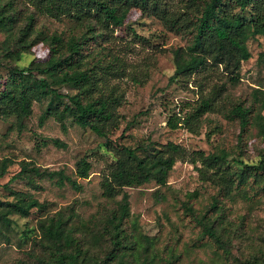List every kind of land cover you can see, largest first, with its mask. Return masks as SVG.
<instances>
[{"label": "rangeland", "instance_id": "1", "mask_svg": "<svg viewBox=\"0 0 264 264\" xmlns=\"http://www.w3.org/2000/svg\"><path fill=\"white\" fill-rule=\"evenodd\" d=\"M5 1L0 0V6ZM184 3L170 0L167 8L184 16L178 14L186 10ZM260 6L264 18V0H260ZM17 7L18 25L33 12L36 27L64 37L84 33L89 19L95 28L88 34L101 31L102 35L89 38L86 50L89 46L92 54L99 51L98 55L108 61L113 54L119 57L117 71L96 70L97 76L122 92V100L116 109L118 120L106 136L81 126L71 116L63 118V128L52 108L62 107L65 95L59 99L52 93L33 98L31 112L21 119L0 112V158L11 160L0 177V264H46L56 254L57 246L64 253L76 252L78 264H100L103 260L114 264L116 258L106 259L114 250L108 218L119 214L123 192L127 193L128 214L119 225V253H124L119 264H264V173L250 168L247 181L238 182L244 164L231 159L250 166L264 165V132L253 121L242 131L239 119L228 115L237 103L254 104L264 114L255 97L256 89L260 98L264 97V61L258 58L264 50V32L248 38L251 56L242 61L234 83L221 72L209 78L198 73L188 80H170L174 70L171 48L185 45L186 36L167 28L157 16L131 8L122 25L106 31L93 12L80 19L64 7L51 12L39 10L32 0H17ZM234 10L252 15L249 7ZM8 36L0 31V89L11 67L25 69L31 61L43 62L49 53L47 44L38 40L19 59L10 57L3 48L13 43ZM201 78L204 81L200 85ZM221 82L225 87L217 99L218 108L201 115L196 131H190L181 121L174 127L167 124L173 113L184 116L201 94ZM57 89L62 94L76 91L68 84ZM169 141L178 150L165 184L151 179L124 186L111 197L103 194L101 180L116 160L115 147L153 143L156 148H164ZM221 149L228 151L230 159L221 165H209L207 154ZM80 158L89 162L87 177L76 173ZM23 163L40 170H58L74 179L78 187L65 178L59 184V174L14 177ZM226 176L231 178L230 184ZM20 193L26 201L30 196L37 202L27 214L11 210L7 204ZM214 198L217 203L213 207ZM3 214L9 218L8 224L3 223ZM202 215L203 220L211 219L227 252L203 233L202 223L197 221ZM52 216L64 220L63 230L68 233V239L59 244L48 239L40 225Z\"/></svg>", "mask_w": 264, "mask_h": 264}, {"label": "trees", "instance_id": "2", "mask_svg": "<svg viewBox=\"0 0 264 264\" xmlns=\"http://www.w3.org/2000/svg\"><path fill=\"white\" fill-rule=\"evenodd\" d=\"M39 10L51 12L55 8L64 7L65 11H74L80 19L93 12V16L104 24L105 30L123 24L128 11L137 8L142 13L152 14L160 18L170 30L184 33L186 44L171 48L174 70L169 76L170 80H188L193 74L200 73L203 78L221 72L234 83L239 76L242 61L251 56L247 40L255 33L264 32V18L261 11L260 0H185L186 10L176 15L167 8L170 0H32ZM250 8L251 16H246L234 9ZM17 0H6L0 6V31L11 37V45H3L4 52L15 59H19L22 53L29 52L38 41H44L48 46V57L43 62L30 64L25 68L11 67L8 76L5 77L3 88L0 89V112L2 114H14L17 119L31 112V102L39 95L54 94V98L63 95L67 100L62 107L54 106L52 109L62 121L64 117L72 119L83 127L91 128L95 133L106 136L111 127L118 120L117 106L122 100V92L117 90L114 84H109L104 77L97 76L96 68H103L107 73L117 71L121 65L120 59L113 54L111 60H106L99 51L92 54L89 46L85 47L89 38H96L102 32L92 33L94 25L88 19L86 31L80 35L71 34L68 37L57 32H45L34 24V13L25 15L26 22L18 25L20 14ZM136 34V31L134 30ZM15 34V38L11 35ZM103 39V38H102ZM100 44V43H99ZM104 46V45H103ZM106 47V46H104ZM1 49V47H0ZM97 56V57H96ZM260 61H264V50L259 53ZM95 59V60H94ZM113 60L116 62L114 63ZM200 80V85L203 83ZM68 84L76 89L74 93H60L58 86ZM224 82L213 84L210 89L201 94L198 102L191 106V110L184 114L173 113L167 119V124L174 127L178 121L184 123L190 131H196L201 121V115L207 111L218 108L217 99L224 90ZM255 90L256 100H259V108L264 107V97L260 98ZM95 92H98L95 94ZM51 108L48 107V112ZM230 117L239 119L242 131L252 121L260 132H264V114H261L254 104L246 106L237 103L228 112ZM18 123L19 120H18ZM65 128L64 122H61ZM56 144H62L54 139ZM178 146L169 141L164 148H156L153 143L140 145V147L119 146L113 149L116 160L111 164L109 172L103 176L101 185L103 194L111 197L117 194L124 186H136L153 179L157 184H165L170 170L175 161V153ZM229 153L225 149L219 152L207 154L206 162L209 165H221L226 163ZM236 163L243 165V170L238 176V182H246L250 168L260 169L264 173V165L250 166L243 160L231 158ZM11 160L7 157L0 158V177L3 176ZM89 162L80 158L76 162V173L81 177H87ZM35 175L58 176V183L63 178L72 186L78 187L77 182L70 176H64L58 170H40L37 166H28L23 163L14 177H29ZM228 184L231 178L226 176ZM238 186V184H236ZM264 189V185H263ZM229 190H227L228 192ZM20 193L15 200L7 201L11 210L27 214L30 207L37 202L32 197L26 201ZM26 201V202H25ZM217 199L212 200V206H216ZM184 206L191 210L190 205ZM41 206V205H39ZM128 214L127 193L123 192L120 202L119 214H112L108 220L112 225L111 237L114 250L106 259L116 258L114 264H119L124 253H119L122 247L120 237V223ZM205 215L197 218L202 223V231L211 237L217 247L227 252L224 239L217 233L211 219ZM1 219L4 224L9 223V218L3 214ZM42 232L54 244L68 239V233L64 232V220L60 217H49L41 223ZM2 232L0 230V237ZM55 255L46 264H78L76 252H62L61 247H55ZM100 264H108L106 260ZM167 264H171L168 262Z\"/></svg>", "mask_w": 264, "mask_h": 264}]
</instances>
